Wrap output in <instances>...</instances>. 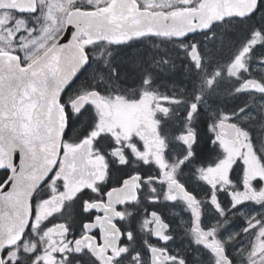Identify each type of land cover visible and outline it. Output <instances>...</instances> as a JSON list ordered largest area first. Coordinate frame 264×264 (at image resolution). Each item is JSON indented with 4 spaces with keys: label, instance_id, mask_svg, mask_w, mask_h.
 Segmentation results:
<instances>
[{
    "label": "flooded vegetation",
    "instance_id": "1",
    "mask_svg": "<svg viewBox=\"0 0 264 264\" xmlns=\"http://www.w3.org/2000/svg\"><path fill=\"white\" fill-rule=\"evenodd\" d=\"M133 1L174 15L199 12L205 0ZM114 3L0 0V54L28 67L62 38L72 14L101 15ZM216 3L214 22L184 40L114 46L78 36L86 66L61 99L58 161L3 264H264V0ZM51 27L53 44L26 62L18 45ZM145 39L164 49L171 101L138 90L141 74L156 71L146 53L130 67ZM201 63L220 75L219 89L200 91ZM82 99L84 108L74 105Z\"/></svg>",
    "mask_w": 264,
    "mask_h": 264
},
{
    "label": "water",
    "instance_id": "2",
    "mask_svg": "<svg viewBox=\"0 0 264 264\" xmlns=\"http://www.w3.org/2000/svg\"><path fill=\"white\" fill-rule=\"evenodd\" d=\"M219 13L216 0H205L199 12L174 15L115 0L101 15L72 14L62 38L28 67L18 56L0 55V172L10 173L0 187V264L3 253L22 242L32 198L56 167L67 128L61 99L86 66L78 36L114 46L150 35L184 40L206 31ZM74 105L84 108L87 103L82 99Z\"/></svg>",
    "mask_w": 264,
    "mask_h": 264
},
{
    "label": "rangeland",
    "instance_id": "3",
    "mask_svg": "<svg viewBox=\"0 0 264 264\" xmlns=\"http://www.w3.org/2000/svg\"><path fill=\"white\" fill-rule=\"evenodd\" d=\"M164 2H167L166 0H162ZM148 3H150L148 1ZM57 28L46 29L48 33H46V36L44 38L40 39H30L26 38V40L22 41L18 46L19 51H21L23 58L26 62H32L36 60L41 54H43L49 47L53 44V40L50 41L49 39L50 32H55ZM151 36V35H150ZM55 37V35L52 36V38ZM57 38V37H56ZM145 39L142 41V44L147 45V49L137 50L134 51L135 53L133 55V58L131 60L130 67L132 69H139L141 67V61L140 57L143 54H147V60L148 62H155L156 63V71H148V73L141 74L143 78V81L141 85L139 86L138 90L142 92V95L145 99L148 98H157V96H162L164 98H169L171 101L169 94L173 92V89L175 86H173L172 79L173 74L172 71L167 70L166 62L163 61L159 57L158 51L164 50L160 47L159 42H157L156 39ZM183 48V47H182ZM169 50V49H168ZM166 51V49H165ZM170 51V50H169ZM153 54V55H152ZM172 58V57H171ZM202 61L205 62V59ZM203 64V63H201ZM154 66V65H153ZM158 71V73H157ZM198 82L197 85H199L200 91L202 93L209 88H216L219 89L220 86H222L220 75L210 72L209 68L206 65L199 66L198 69ZM156 73L157 75H151V73ZM162 76L164 78V81H155L152 77ZM136 78L138 79V74L136 75ZM196 80V78H195ZM136 91H133L132 93H135ZM173 102V101H172ZM2 176L0 175V183L2 182Z\"/></svg>",
    "mask_w": 264,
    "mask_h": 264
},
{
    "label": "trees",
    "instance_id": "4",
    "mask_svg": "<svg viewBox=\"0 0 264 264\" xmlns=\"http://www.w3.org/2000/svg\"><path fill=\"white\" fill-rule=\"evenodd\" d=\"M0 175L3 177L2 178V182L0 183V187L6 182V180L9 177V173L8 172H4V173H0Z\"/></svg>",
    "mask_w": 264,
    "mask_h": 264
}]
</instances>
